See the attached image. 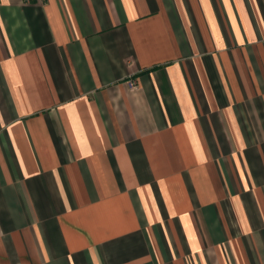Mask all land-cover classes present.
Segmentation results:
<instances>
[{
    "label": "crops",
    "instance_id": "0c3cea01",
    "mask_svg": "<svg viewBox=\"0 0 264 264\" xmlns=\"http://www.w3.org/2000/svg\"><path fill=\"white\" fill-rule=\"evenodd\" d=\"M0 264H264V0H0Z\"/></svg>",
    "mask_w": 264,
    "mask_h": 264
},
{
    "label": "built area",
    "instance_id": "2783aa9c",
    "mask_svg": "<svg viewBox=\"0 0 264 264\" xmlns=\"http://www.w3.org/2000/svg\"><path fill=\"white\" fill-rule=\"evenodd\" d=\"M135 86V84H133V87Z\"/></svg>",
    "mask_w": 264,
    "mask_h": 264
}]
</instances>
